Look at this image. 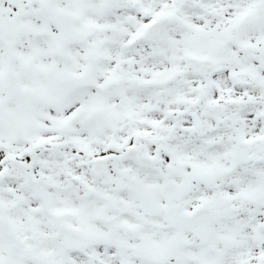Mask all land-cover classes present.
I'll list each match as a JSON object with an SVG mask.
<instances>
[{"label": "snow or ice", "instance_id": "obj_1", "mask_svg": "<svg viewBox=\"0 0 264 264\" xmlns=\"http://www.w3.org/2000/svg\"><path fill=\"white\" fill-rule=\"evenodd\" d=\"M0 264H264V0H0Z\"/></svg>", "mask_w": 264, "mask_h": 264}]
</instances>
